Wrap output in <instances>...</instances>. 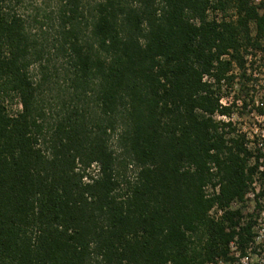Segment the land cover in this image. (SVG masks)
Listing matches in <instances>:
<instances>
[{
  "label": "trees",
  "instance_id": "trees-1",
  "mask_svg": "<svg viewBox=\"0 0 264 264\" xmlns=\"http://www.w3.org/2000/svg\"><path fill=\"white\" fill-rule=\"evenodd\" d=\"M263 37L251 0H0V264L247 256L264 148L214 117Z\"/></svg>",
  "mask_w": 264,
  "mask_h": 264
},
{
  "label": "built area",
  "instance_id": "built-area-1",
  "mask_svg": "<svg viewBox=\"0 0 264 264\" xmlns=\"http://www.w3.org/2000/svg\"><path fill=\"white\" fill-rule=\"evenodd\" d=\"M251 4L257 7V13L259 15L264 14V0H251ZM255 33L252 34L254 36ZM261 47L259 49H253L249 47L244 53V69L240 70L235 65L233 66L230 75L234 77L232 86L224 90L222 88V95L224 96L220 99V105L222 107L230 108V114L228 117L216 115L214 118L216 121L229 122L235 129V134H242L246 136V140L250 137L244 131L236 127L235 120H238L244 116L254 117L255 120L262 123V129L258 128L253 131L252 138L264 140V37L260 40ZM244 75V78L241 77ZM204 80H208L204 77ZM243 85V87H240ZM226 93V94H225ZM257 139H252L253 141L248 145H252ZM258 142V140H257ZM259 144V143H258ZM262 144L258 145L261 146ZM264 152V149H263ZM235 249L232 244L231 250ZM236 253V249H235ZM236 262L233 264H249L245 260L248 257H239L236 253ZM232 256V255H231ZM217 264H223L219 261ZM225 264V263H224ZM260 264V263H259Z\"/></svg>",
  "mask_w": 264,
  "mask_h": 264
},
{
  "label": "rangeland",
  "instance_id": "rangeland-1",
  "mask_svg": "<svg viewBox=\"0 0 264 264\" xmlns=\"http://www.w3.org/2000/svg\"><path fill=\"white\" fill-rule=\"evenodd\" d=\"M38 3L39 1L36 2L37 5ZM233 11L234 10H230L229 14H234ZM220 16L221 14H217L218 18H220ZM250 28L252 30L251 33L253 34L255 32L254 25L251 24ZM235 124L236 127H239L238 129L248 134L250 138L246 141L250 143L253 141L252 139H257L251 137L253 135V131L257 130L258 128L262 129V123L255 120L252 116H244L238 120H235ZM257 140L259 145L262 144L261 147L264 148V141H261L260 139ZM249 146L252 148L251 145ZM256 179V184L253 186L255 188V192H250L244 204L233 205V209H240L242 215L244 216V221H247L250 218L254 225L253 231L255 240L253 245L250 246L251 249L248 250V260H245V262L249 264H264V195L262 197L260 196L259 198L254 197L259 187H262L264 185V179L261 180L259 177H257ZM231 251L232 257L236 259L237 254L235 253V249L233 248V250Z\"/></svg>",
  "mask_w": 264,
  "mask_h": 264
}]
</instances>
